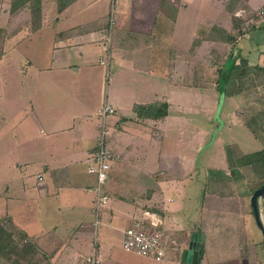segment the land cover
I'll list each match as a JSON object with an SVG mask.
<instances>
[{"label": "crops", "instance_id": "crops-1", "mask_svg": "<svg viewBox=\"0 0 264 264\" xmlns=\"http://www.w3.org/2000/svg\"><path fill=\"white\" fill-rule=\"evenodd\" d=\"M109 1L75 0L59 13L55 0H41L34 32L29 10L9 7L8 18L26 27L13 37L0 27V61L6 68L14 50L26 52L15 66L21 118L0 116V146L18 154L12 168L19 173L0 185V221L34 246L32 264H84L93 248L101 264H161L121 248L123 231L143 211L160 215L182 242L162 264H187L182 252L191 240L196 264H264L250 207L264 185V19L251 17L264 0H118L106 72ZM239 10L246 13L236 18ZM241 20L257 29L238 34ZM213 26L236 42L210 39ZM232 60L237 74L220 93L215 70ZM159 101L169 105L164 120H139L133 111ZM103 103L115 112L107 118L109 200L95 234L88 162ZM210 117L208 127L196 126ZM33 166L40 168L30 183L25 172Z\"/></svg>", "mask_w": 264, "mask_h": 264}, {"label": "built area", "instance_id": "built-area-1", "mask_svg": "<svg viewBox=\"0 0 264 264\" xmlns=\"http://www.w3.org/2000/svg\"><path fill=\"white\" fill-rule=\"evenodd\" d=\"M118 0H110L107 13V35L104 41V58L100 60V65L106 69L111 65L108 53L115 29ZM244 10L235 13V17L241 18L245 15ZM259 19H264V4L256 12ZM115 110L108 104L103 103L97 110L96 116L100 120L98 136L96 139L95 151L88 162V173L95 176L96 185L94 187V207L92 228L95 234L101 226L100 211L107 205L109 197L104 190L110 172V162L112 155L107 146L109 127L107 118L113 115ZM41 181V177H38ZM263 213V212H262ZM264 218V213H263ZM182 244H179L172 233L163 227V220L160 215L149 211H143L139 218H133L132 223L122 233L121 248L127 253L151 259L157 263H164L167 254L178 253ZM101 253L93 248L91 253L85 257L84 264H101Z\"/></svg>", "mask_w": 264, "mask_h": 264}, {"label": "trees", "instance_id": "trees-1", "mask_svg": "<svg viewBox=\"0 0 264 264\" xmlns=\"http://www.w3.org/2000/svg\"><path fill=\"white\" fill-rule=\"evenodd\" d=\"M74 1L75 0H55L58 12H62L67 8L68 5H70ZM19 9L29 10L30 29L33 32L39 30V28L41 27V0H11L10 13L13 14ZM251 17H255L256 20H258V17L255 14H252ZM251 21L241 20L240 23L243 28H239L238 34L242 35L248 33L249 30L257 29L256 27L251 25L247 26L248 23H251ZM2 31L3 30L0 29V37L4 35V33L1 34ZM1 39L0 43H2ZM210 39L226 44H234L236 42L235 35H229L221 28L215 26L210 29ZM1 51L2 48L0 46V52ZM214 64L218 66V63ZM238 68L239 66L236 65L233 60L229 62L228 67H224L223 69L220 68V66L217 67V69L215 70L216 79L214 82L216 85V90L218 92H226L227 83L237 74ZM168 107L169 105L167 101H159L148 105L135 106L133 108V111L139 120H150L156 122L164 120L168 116ZM261 155L264 159V150L262 151ZM9 224V221H7V223L3 220L0 221V259L8 264H20L19 261H21V264H32L29 262L30 260L28 256L30 252H34L36 251V249L33 245H30L29 241L23 233L18 232L20 240L19 242L16 241L13 234L14 229L12 227H8ZM177 241L179 244H182L180 239ZM14 256L16 259L14 258Z\"/></svg>", "mask_w": 264, "mask_h": 264}, {"label": "rangeland", "instance_id": "rangeland-1", "mask_svg": "<svg viewBox=\"0 0 264 264\" xmlns=\"http://www.w3.org/2000/svg\"><path fill=\"white\" fill-rule=\"evenodd\" d=\"M9 7H10V3L8 2V0H0V27L8 28L11 32V36L13 37L14 35H16L19 32L20 29H24V27H26V25H25L26 23L21 22V23L15 24V22L11 21L10 19H12V18L10 16V14L8 15ZM8 16H10V19L8 18ZM1 38L2 37H0V39ZM10 43L13 47L18 42L16 40L12 39ZM25 52L26 51L23 47H22L21 51L17 50V49L14 50V56L11 59V63L6 68H5V66H3V64H2L3 62L0 61V116L3 117L2 113H4L5 122H7V120H9V122H10V121H14L15 118H16V120H19L21 118L20 117L21 114L18 113V110L20 109L21 106L19 105V102L16 101V99H15V93H17V91H18L16 89L15 82H16V79L19 78L20 74H18L15 71V66H17L18 64H20V62H22L24 60ZM40 53H41V57L43 58L44 46H43ZM217 57L219 58V56H217ZM39 58H40V55H39ZM21 59H23V60H21ZM213 70H210V71H213ZM206 75H207L206 79L212 80L211 72L209 73V71H206ZM175 79L178 80L177 77H175ZM3 81L5 82V84L3 83ZM166 83H167V81H166ZM166 88H167V84H166ZM198 103H204V101L198 99ZM200 113L203 114V112H200ZM1 117H0V127L2 124L5 123L2 121ZM202 118H204V117H202ZM212 119H214V117H212V118L210 117L209 120H207V121H206V119L199 118V121H197L196 126L197 127H208V125H210ZM10 123H13V122H10ZM23 123H25V124L29 123L28 117L24 118ZM214 127H216V126H214ZM208 142H210V139H208ZM5 150H8L7 147ZM17 155L18 154L16 152L5 153L3 150V146L2 145L0 146V158H2V162H0V185L6 181L7 182H14L15 178H17V175H19V173L16 172L15 170H13V168H12L13 163L17 159ZM39 168L40 167L33 166L30 169L26 170L25 173L27 174V177H28V180L30 183H33V181H35V176L39 172L38 171ZM21 173H22V171H21ZM15 182H16V180H15ZM13 234H14V239L19 242L20 238L18 236V232L13 230ZM14 258H15V256H14ZM16 261H19V260H16ZM2 263L8 264L5 261H3ZM19 263L21 264V261H19Z\"/></svg>", "mask_w": 264, "mask_h": 264}, {"label": "water", "instance_id": "water-1", "mask_svg": "<svg viewBox=\"0 0 264 264\" xmlns=\"http://www.w3.org/2000/svg\"><path fill=\"white\" fill-rule=\"evenodd\" d=\"M262 202L264 207V185H261L258 189H256L250 197V207L253 213L256 228L264 238V218L262 216L264 212L261 207ZM191 239H193V236ZM198 253V244L191 240L188 248L182 252V262L187 264H196Z\"/></svg>", "mask_w": 264, "mask_h": 264}]
</instances>
